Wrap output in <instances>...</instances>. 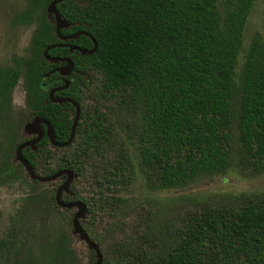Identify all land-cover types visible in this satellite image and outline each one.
Returning <instances> with one entry per match:
<instances>
[{
  "label": "trees",
  "instance_id": "obj_1",
  "mask_svg": "<svg viewBox=\"0 0 264 264\" xmlns=\"http://www.w3.org/2000/svg\"><path fill=\"white\" fill-rule=\"evenodd\" d=\"M50 1L28 0L18 16L22 23L35 14L39 17L29 56H14L12 66L0 67V99L8 103L11 88L22 75L27 107L20 119H45L57 142L68 139L75 107L68 101L52 102L49 90L61 87L54 96L79 103L68 146L51 145L47 126L41 124L40 140L21 151L32 170L42 175L72 170L86 192L74 184L72 195L64 197L62 192L64 201L81 200L89 213L114 214L126 204L122 188L138 173L146 186L164 190L227 170L233 72L254 0L58 2L56 8L64 22L60 33L86 31L96 41L91 54L68 46L91 49L88 35L67 40L57 37L48 10ZM49 45L54 46L48 55L72 61L68 73L61 74L57 68L65 61L43 57ZM91 81L94 104L83 106V93ZM238 90V162L253 172L261 171L264 39L258 33L244 54ZM113 102L127 115L123 126L106 107ZM18 136L17 140L9 138L10 158L0 164V182L19 172L28 176L21 163L14 164L15 147L26 139ZM142 216L144 223L135 237L114 240L106 253L101 241L91 238L102 253L101 264H264V199L222 207L202 204L199 210L162 223L149 212ZM91 256L94 263L92 250Z\"/></svg>",
  "mask_w": 264,
  "mask_h": 264
},
{
  "label": "rangeland",
  "instance_id": "obj_2",
  "mask_svg": "<svg viewBox=\"0 0 264 264\" xmlns=\"http://www.w3.org/2000/svg\"><path fill=\"white\" fill-rule=\"evenodd\" d=\"M219 3L221 0H217ZM28 0H0V67L10 66L12 56H28L30 39L37 27V14L28 24L14 19L25 10ZM220 9V7H218ZM258 33L264 39V0H254L242 34L241 46L233 72L231 160L224 173L202 176L192 183L170 189L146 186L141 173L127 183L120 194L126 204L114 214L85 213L80 222L90 238L107 246L121 237L132 239L144 221L142 213L149 212L156 222L178 218L187 211L199 210L202 204L211 207L238 205L248 199H264V170L253 172L238 162L237 113L239 107V77L244 54L251 38ZM11 92V106L0 108V164L7 155L9 138L27 136L26 123L20 119L25 108L23 78L19 76ZM94 83L84 90L81 104H94ZM123 126L126 114L114 102L107 104ZM16 135V136H15ZM53 159V158H52ZM16 162V161H15ZM51 163V162H50ZM60 176L48 182H34L23 172L0 182V264H91V250L74 233L69 220L75 208H57L52 195L64 181ZM85 193V187L74 178L72 186ZM102 263V262H101Z\"/></svg>",
  "mask_w": 264,
  "mask_h": 264
},
{
  "label": "water",
  "instance_id": "obj_3",
  "mask_svg": "<svg viewBox=\"0 0 264 264\" xmlns=\"http://www.w3.org/2000/svg\"><path fill=\"white\" fill-rule=\"evenodd\" d=\"M62 0H52L49 4H48V10L53 14V18H54V26H55V33L56 35L60 38V39H67V38H74L75 36H77L78 34H85L88 35L89 37H91L92 42H93V46L91 49H84V48H79V47H72V49H78L81 53H87V54H91L95 51L96 49V41L95 39L88 34L85 31H79L77 33L71 34L69 36H64L60 33V28L63 26L64 22L60 17L59 11L56 8V4L58 2H60ZM54 45H49L46 47V49H44L43 51V56L46 60L51 61V62H56L59 60L65 61V64L60 66L58 68V71L61 74H66L68 73L71 69H72V61L67 58V57H53L47 54V51L53 47ZM57 88H52L48 95H49V99L52 102H64V101H68L70 103H72L75 107V114L73 117V121H72V125H71V129H70V134L69 137L66 141L58 143L54 140L53 136H52V131H51V126L49 125V123L41 118V117H34L32 118L28 123H26V129L25 131L30 133V132H35V137L32 139H29L27 141H23L21 143L18 144V146L15 149V160L19 161L23 168L25 169L26 173L28 174V176L33 179L36 180L38 182H48V181H52L54 179H56L57 177L60 176H64L65 179L63 181V183L61 185L58 186V188L56 189L55 193H54V201L56 203V205H58L61 208H75L76 211L72 216V228L75 234L78 235L79 239L82 240L90 250H92L95 254V261L92 264H101L102 262V253L100 251V248L98 247V245L91 240V238L89 237V235L84 231V228L80 222L81 218L84 217L85 213H87V207L86 204L81 201V200H72V201H64L61 198V194L62 192H66L68 190V187L70 185V183L72 182L74 175L72 170L70 169H61L56 171L55 173L51 174V175H46V176H42L39 175L37 173H35L32 168L30 167V165L28 164V162L26 161V159L22 156V149L26 146H33L36 142H38L40 140V138L42 137V129H41V123H44L47 125V133H48V137L51 141V143L54 146H66L69 145L73 139L74 136V130H75V126L76 123L78 121V117H79V106L78 103L75 102L74 100L70 99V98H59V97H55L53 92L56 90Z\"/></svg>",
  "mask_w": 264,
  "mask_h": 264
},
{
  "label": "flooded vegetation",
  "instance_id": "obj_4",
  "mask_svg": "<svg viewBox=\"0 0 264 264\" xmlns=\"http://www.w3.org/2000/svg\"><path fill=\"white\" fill-rule=\"evenodd\" d=\"M51 2V1H50ZM49 2V3H50ZM35 13V12H34ZM18 19V18H17ZM17 19H14L15 20V23H22V22H18V20ZM32 21V18H30V20H29V22H27V23H22V24H28V23H30ZM80 31H82V30H80ZM77 32H79V31H77ZM77 32H74V33H77ZM86 32V31H85ZM74 33H71V34H74ZM56 34V33H55ZM71 34H67V35H64V36H69V35H71ZM33 35V34H32ZM63 35V34H62ZM79 35V34H78ZM77 35V36H78ZM85 35V34H84ZM58 37V36H57ZM76 37V36H75ZM31 38H32V36H31ZM59 38V37H58ZM60 39V38H59ZM67 39H72V38H67ZM67 39H64V40H67ZM63 40V39H62ZM30 43H31V39H30ZM68 46L72 49V47H76V46H73V45H69L68 44ZM14 56H16V55H13L12 56V63H11V65L10 66H12L13 65V57ZM29 56V55H28ZM44 57V56H43ZM60 67V66H59ZM59 67H57V68H59ZM21 77H22V75H20ZM18 78H20V77H18ZM23 78V77H22ZM62 80H64V78H62ZM14 87V86H13ZM12 87V88H13ZM12 88H11V90H12ZM24 88V87H23ZM52 88H57L54 92H53V94H55L57 91H59L60 89H61V87H52ZM51 88V89H52ZM50 89V90H51ZM49 90V91H50ZM24 91H25V89H24ZM11 92L12 91H10V97H9V101H8V103L7 104H3V101H2V99H0L1 100V102L2 103H0V108L1 109H8V108H10V106H11ZM49 93V92H48ZM26 95V94H25ZM49 96V95H48ZM55 97H58V96H55ZM59 98H67V97H59ZM78 103V102H77ZM78 106H79V110H80V105H79V103H78ZM26 98H25V108L23 109V110H25L26 109ZM23 110H22V112H23ZM21 112V113H22ZM80 112V111H79ZM20 118H21V114H20ZM31 120V119H30ZM26 122V121H25ZM41 124H44V123H41ZM47 126V125H46ZM26 132V131H25ZM26 134H27V132H26ZM20 135V134H19ZM35 132H30V133H28L27 134V136H22L23 138H26L25 140H23V141H27V140H29V139H32V138H34L35 137ZM42 135H43V132H42ZM47 135H48V133H47ZM21 136V135H20ZM52 136H53V133H52ZM67 140V139H66ZM23 141H21V142H23ZM49 141H50V139H49ZM21 142H19V143H21ZM57 142V141H56ZM64 142V141H63ZM18 143V144H19ZM50 143H51V141H50ZM58 143H61V142H58ZM18 144H17V146H18ZM51 145H53L52 143H51ZM16 146V147H17ZM54 146V145H53ZM66 146H68V145H66ZM66 146H55V147H66ZM16 147H15V149H16ZM14 154H15V150H14ZM12 158V157H11ZM16 161V162H15ZM14 161V164H17L19 161H17V160H15ZM20 163V162H19ZM22 165V164H21ZM25 170V169H24ZM34 171V170H33ZM26 172V171H25ZM35 172V171H34ZM35 173H37V174H39V175H42L41 173H39V172H35ZM28 175V174H27ZM43 176V175H42ZM44 176H46V175H44ZM30 178V177H29ZM65 178V177H64ZM31 179V178H30ZM36 181V180H35ZM38 182V181H37Z\"/></svg>",
  "mask_w": 264,
  "mask_h": 264
}]
</instances>
